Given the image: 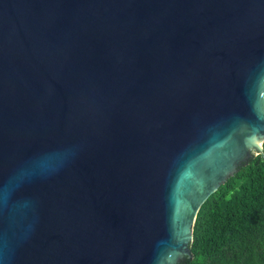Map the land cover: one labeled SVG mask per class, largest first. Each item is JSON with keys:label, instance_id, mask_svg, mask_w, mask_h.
Masks as SVG:
<instances>
[{"label": "water", "instance_id": "obj_1", "mask_svg": "<svg viewBox=\"0 0 264 264\" xmlns=\"http://www.w3.org/2000/svg\"><path fill=\"white\" fill-rule=\"evenodd\" d=\"M264 142V0H0V264H178Z\"/></svg>", "mask_w": 264, "mask_h": 264}, {"label": "trees", "instance_id": "obj_2", "mask_svg": "<svg viewBox=\"0 0 264 264\" xmlns=\"http://www.w3.org/2000/svg\"><path fill=\"white\" fill-rule=\"evenodd\" d=\"M197 212L192 258L178 264H264V142Z\"/></svg>", "mask_w": 264, "mask_h": 264}]
</instances>
